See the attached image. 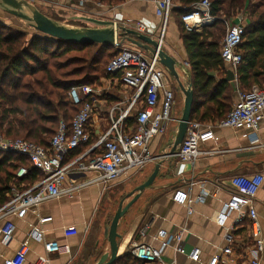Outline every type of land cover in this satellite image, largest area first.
<instances>
[{"label": "crops", "instance_id": "1", "mask_svg": "<svg viewBox=\"0 0 264 264\" xmlns=\"http://www.w3.org/2000/svg\"><path fill=\"white\" fill-rule=\"evenodd\" d=\"M43 1L51 9L61 11L65 17L73 20L84 21L82 17L97 16L98 19L113 20L127 28H134L133 24L137 21L145 22L150 27L151 33L145 34L149 37L156 36L160 25L154 13V0H125L113 6L103 5L94 0ZM245 16L237 14L231 20L234 22H238L240 18L246 20ZM0 22H3L1 17ZM169 23L171 28L168 34ZM120 46L122 49L138 51L146 59L151 57L149 51L139 49L127 41ZM161 48L174 58L179 81L186 87L189 84L190 66L181 38L179 21L173 15L168 19ZM158 67L164 72L165 88L171 89L174 93L172 119L164 134L156 137L151 143L152 154L159 157L168 152L167 144L174 138L183 110L184 95L177 81L168 76L166 69L160 64ZM226 70H230L228 66ZM232 71L235 75V71ZM260 77L264 78V74ZM171 80L175 81L177 89L173 88ZM252 85L255 86V83ZM99 87L104 91L98 98V115H95L87 126L90 139L92 136L97 139L109 126L108 110H105V105L108 102L110 106L120 102L124 107L132 93L128 89L113 86L112 83L107 84V79L104 78ZM245 90L247 89L239 88L236 76L235 79L228 81L227 92L231 106L237 101L238 93L246 92ZM206 124L212 126L214 138L199 146L196 160L192 163H181L177 155L166 159L159 167L153 187L141 192L126 213L120 217L117 225V232L120 235L117 239L118 256L129 249V244L133 240L158 246L160 241L156 235L159 230L174 233L186 226L187 233L182 235L184 251L188 253L194 247L199 248L200 262H193L187 255L175 253L172 248L163 250L162 257L165 262L175 259L180 264H202L227 244L225 241L227 232L233 234L234 256L229 258V264H245L251 258L247 250L253 247V238L249 234L248 222H242L237 229H233L232 219L235 214L223 216L221 209L229 198L230 177L264 174V113L257 131L218 127L216 123ZM157 161L156 159L137 171L128 172L108 184L99 182L82 188L72 196L62 195L43 202L27 211L22 219L10 217L14 229L7 243L4 244L0 240V264L11 260L22 244L26 246V254L21 264H33L40 257L46 258L45 264H97L104 253H109L105 230L119 201L123 200L125 205L135 196L136 193L131 196L127 194L148 178ZM92 176L89 173L75 179L79 182ZM41 177L37 170L36 174L24 178V182L17 188L20 190L27 188ZM176 189L187 191L191 199H194L202 189L206 191V195L202 202L192 203V212L188 215L184 205L172 201ZM254 207L263 240V250L259 253L254 252V255L261 264H264V180L256 193ZM45 216L51 217V220L40 225L38 218ZM145 223L148 224L146 234L140 236L139 230ZM2 224L3 221H0V225ZM38 225L44 231L41 242H35L27 237L31 226ZM64 246L69 247V252L65 251Z\"/></svg>", "mask_w": 264, "mask_h": 264}, {"label": "built area", "instance_id": "2", "mask_svg": "<svg viewBox=\"0 0 264 264\" xmlns=\"http://www.w3.org/2000/svg\"><path fill=\"white\" fill-rule=\"evenodd\" d=\"M37 3L39 0H26ZM171 0H154V13L160 21L158 32L154 38L162 46L165 28L171 13ZM238 15H243L242 13ZM244 19L238 22H227L222 39L221 58L231 70H236L241 63V54L238 50L242 42ZM216 20L210 14V3L202 0L193 4L192 10L181 16L185 31H200L203 27ZM134 30L142 34L151 33L147 23L137 21L133 24ZM156 55L144 58L135 50L122 49L114 55L106 65V71L113 76L107 79V84L130 90L131 96L126 106L120 102L113 103L108 108L109 126L97 140L83 152L72 159L68 154L80 145L90 140L87 126L91 119L98 115V98L101 88L98 85H76L68 91L70 101L80 105L73 116L70 126L63 119L58 122L57 130L49 140L47 148L34 142L5 137L0 132V151L21 154L30 162V167L38 170L42 177L25 189L16 186L10 188L8 201L0 206V240L7 243L14 229L9 219L15 216L22 219L27 211L43 202L58 198L62 195L72 196L92 184H108L120 176L131 171H137L146 164L157 159L151 152L152 141L164 134L171 117L174 103V93L165 88L164 72L158 67ZM187 64V63H186ZM188 65V64H187ZM110 86V85H109ZM134 112L135 128L126 127L125 119ZM264 113V86H252L249 91L239 92L237 101L232 105L227 116L216 123L218 127L257 131ZM214 138L212 126L206 123L189 120L185 135L179 144L176 155L181 163H192L199 155V146ZM97 150L91 156L90 152ZM67 161H64V160ZM27 168L19 167L16 177H23ZM92 174L79 182L78 176ZM264 180V174L234 175L228 180L229 198L223 204L221 214L227 216L235 214L232 219V228L237 229L242 222H248L249 234L253 238V247L247 252L250 259L245 264H261L254 255L263 250V240L257 213L254 207L256 193ZM206 195L204 189L191 199L183 189L174 191L172 201L186 207V214H191L193 202H202ZM51 220V217H39L41 225ZM148 224L145 223L139 230L140 236L146 234ZM70 232V231H69ZM73 232V230H72ZM187 233L183 226L176 232L166 233L159 230L156 235L158 246L133 240L129 244L130 254L144 264H180L175 259L169 262L163 260L165 248H172L175 253L185 254L193 262H200L201 250L197 247L186 253L183 247L182 235ZM44 231L38 226H31L27 237L35 242L43 241ZM227 244L208 257L202 264H229V258L234 256L232 250L233 234L225 235ZM66 252L69 247L64 246ZM26 246L21 245L11 260L5 264H21L25 258ZM46 258L40 257L33 264H45Z\"/></svg>", "mask_w": 264, "mask_h": 264}, {"label": "trees", "instance_id": "3", "mask_svg": "<svg viewBox=\"0 0 264 264\" xmlns=\"http://www.w3.org/2000/svg\"><path fill=\"white\" fill-rule=\"evenodd\" d=\"M94 1L113 6L125 0ZM200 1L171 0V15L179 21L190 66L188 83L193 92L190 120L213 124L223 120L232 107L228 81H225L226 65L220 51L224 24L239 13L247 16V22L238 46L242 60L235 70L236 80L245 91L253 83L264 86V78H259L264 74V0H208L210 14L216 18L214 23L200 31H185L181 16ZM121 50L119 46L73 44L0 22V132L5 137L28 140L47 148L59 120L63 119L69 127L80 108L70 101L69 89L76 85H101L103 78L113 76L106 71V65ZM74 51H81L83 55L71 56ZM124 125L135 128L134 112L125 119ZM96 140L92 136L87 144L69 152L68 159L76 157ZM96 153V149L90 152L91 156ZM19 167L27 168V173L20 178L16 177ZM36 173L25 156L0 151V206L8 201L12 186L18 187L24 178ZM114 264L144 262L135 259L128 249Z\"/></svg>", "mask_w": 264, "mask_h": 264}, {"label": "water", "instance_id": "4", "mask_svg": "<svg viewBox=\"0 0 264 264\" xmlns=\"http://www.w3.org/2000/svg\"><path fill=\"white\" fill-rule=\"evenodd\" d=\"M0 9L24 21L39 34H43L50 38L73 44H99L109 47L120 46L127 41L139 49L147 50L151 55L157 56L158 63L166 69L169 76L177 81L178 87L184 95L182 114L178 120L174 138L167 144L168 152L162 156H157L158 161L154 165L152 173L144 182L134 187L127 194V196H131L136 193L135 196L125 205H123V200L119 201L110 224L105 230V237L109 244V253H104L97 264H114L118 257L117 239L120 235L117 232V225L120 217L126 213L127 209L136 201L141 192L153 187V182L159 171L160 165L166 159L176 155V149L183 140L187 123L190 120L191 107L193 104L191 85L188 84L186 87L182 85L175 68L174 58L168 55L161 46H159L158 41L154 37L146 36L132 28L120 26L113 20L82 17V20L92 23L94 27H80L64 24L46 16L40 12L34 4L26 0H0ZM233 79H235L234 72L232 70H227L225 81Z\"/></svg>", "mask_w": 264, "mask_h": 264}, {"label": "rangeland", "instance_id": "5", "mask_svg": "<svg viewBox=\"0 0 264 264\" xmlns=\"http://www.w3.org/2000/svg\"><path fill=\"white\" fill-rule=\"evenodd\" d=\"M34 6L40 11L42 12L43 14H46L48 15L49 17H52L54 19H56V21H59L61 23H64V24H69V25H73V26H80V27H94V25L90 22H86V21H78V20H73V19H70V18H67L65 17V14L61 11H55L53 9H51L50 7H48L47 3H45L43 0H39V2L37 3H33ZM62 15V16H61ZM171 16V13L169 15V18ZM0 17L2 19V21L7 24V25H10V26H15V27H18L20 29H23L25 31H28V33H33L34 32V29L31 28L27 23H25L24 21L12 16V15H9L7 14L6 12H4L2 9H0ZM246 17V20L244 19V24L245 22L247 21V16ZM95 18L98 19L97 16H95ZM105 18V17H104ZM168 18V19H169ZM227 22H230V19L227 20ZM226 23L224 24V29L226 30ZM170 23L168 24V34H169V30H170ZM168 34H167V37H168ZM117 47V46H116ZM114 47V48H116ZM121 48V46H119ZM122 49V48H121ZM95 50V49H94ZM71 56L72 55H75V56H82L83 55V52L81 51H74L70 54ZM77 66V65H75ZM79 66V65H78ZM71 68V67H68V69ZM169 76V75H168ZM170 79H172L171 77H169ZM171 83L173 85V88L177 89L176 87V83L175 81L171 80ZM264 83V82H263ZM262 83V84H263ZM99 86V85H98ZM104 91L103 88H101V93ZM128 94V93H127ZM105 105V104H104ZM110 107V103L108 102L106 105H105V110ZM116 195V194H115Z\"/></svg>", "mask_w": 264, "mask_h": 264}]
</instances>
